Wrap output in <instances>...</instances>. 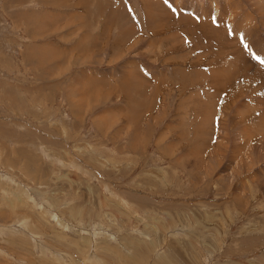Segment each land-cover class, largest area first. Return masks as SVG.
Listing matches in <instances>:
<instances>
[{"label":"rangeland","instance_id":"rangeland-1","mask_svg":"<svg viewBox=\"0 0 264 264\" xmlns=\"http://www.w3.org/2000/svg\"><path fill=\"white\" fill-rule=\"evenodd\" d=\"M261 61L264 0H0V264H264Z\"/></svg>","mask_w":264,"mask_h":264},{"label":"crops","instance_id":"crops-1","mask_svg":"<svg viewBox=\"0 0 264 264\" xmlns=\"http://www.w3.org/2000/svg\"><path fill=\"white\" fill-rule=\"evenodd\" d=\"M216 4H217V3H216V2H214V4H213V5L215 6ZM210 7H211V6H210ZM199 10H200V9H199ZM199 18H200V17H199ZM118 41H120V44L122 43V45H120V46H123V48H119V49L117 48V51H120V53H121V49L124 51V48H125V45H126V43H124V41H123V40H122V41H121V40H118ZM103 45H104V44H103ZM113 45H114V44H113ZM122 58H123V57H122ZM101 60H103V59H101ZM56 70H57V69H56ZM216 125H217V121L215 122V126H216ZM117 139H119V137H118V136H117L116 140H117ZM210 140H211V143H213V136L211 137V139H210ZM242 206H243V205H242Z\"/></svg>","mask_w":264,"mask_h":264},{"label":"snow or ice","instance_id":"snow-or-ice-1","mask_svg":"<svg viewBox=\"0 0 264 264\" xmlns=\"http://www.w3.org/2000/svg\"><path fill=\"white\" fill-rule=\"evenodd\" d=\"M168 0H165V3H167ZM173 11H175V9H173ZM197 19H199V17H197ZM245 47H247V45H245ZM257 59H259V57H256ZM262 63H264V61H261Z\"/></svg>","mask_w":264,"mask_h":264}]
</instances>
